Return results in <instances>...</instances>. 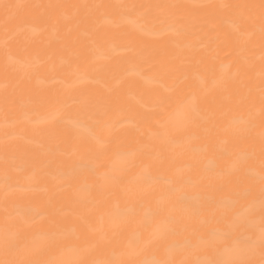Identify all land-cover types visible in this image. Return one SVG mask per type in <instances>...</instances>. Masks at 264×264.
I'll use <instances>...</instances> for the list:
<instances>
[{"label":"bare ground","instance_id":"6f19581e","mask_svg":"<svg viewBox=\"0 0 264 264\" xmlns=\"http://www.w3.org/2000/svg\"><path fill=\"white\" fill-rule=\"evenodd\" d=\"M264 264V0H0V264Z\"/></svg>","mask_w":264,"mask_h":264},{"label":"clouds","instance_id":"9594fccd","mask_svg":"<svg viewBox=\"0 0 264 264\" xmlns=\"http://www.w3.org/2000/svg\"><path fill=\"white\" fill-rule=\"evenodd\" d=\"M224 264H228V262H227V261H225V262H224Z\"/></svg>","mask_w":264,"mask_h":264}]
</instances>
